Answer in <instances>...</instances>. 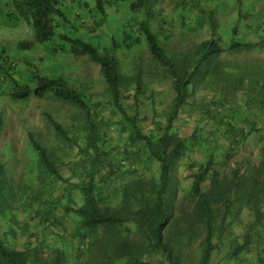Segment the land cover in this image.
I'll list each match as a JSON object with an SVG mask.
<instances>
[{"label":"rangeland","instance_id":"obj_1","mask_svg":"<svg viewBox=\"0 0 264 264\" xmlns=\"http://www.w3.org/2000/svg\"><path fill=\"white\" fill-rule=\"evenodd\" d=\"M130 1L117 0L103 17L92 10L90 0H66L64 10L73 32L93 42L102 54L119 59L125 81L120 105L135 120L136 127L151 135L161 132L167 124L174 97L172 79L152 59L144 40L131 50L122 44V29L138 21L130 10ZM83 2H88L92 9L84 8ZM0 9H5L4 0ZM154 9L157 21L152 30L170 55L182 57L214 36L227 48L234 37L251 46L224 50L220 58L228 66L234 63L241 70L249 67L255 74L242 85L237 84L235 75H222L208 89L203 85L176 115L174 131L179 136L188 137L196 130L202 135L200 144L172 168L177 186L172 201L173 237L172 232L182 229L189 220L194 206L189 195L191 176L207 161L210 151L216 150L215 168L227 178L236 167L246 171L264 163V130L260 138L251 136L230 158L221 138L224 124L229 122L245 129L256 122L264 129V98L259 93L264 80V0H157ZM209 11L213 13V29L207 17ZM7 19L8 15L0 16V54L15 65L1 62L4 66L0 73H11L20 83L28 82L31 70L40 75H62L71 88L90 102L94 130L89 129L86 113L80 107L51 94L13 99L10 79H0V113L4 118L0 163L5 165L10 179L1 195L2 236L11 247L29 254L33 264H109L107 254L103 253L109 245L106 228L100 227L91 239L92 233L81 227L82 218L72 210L82 202L79 188L92 179L102 208L121 213L126 199L135 191L145 189L149 193L150 183L157 178L158 162L151 159L143 143L133 140L135 127L114 105L98 64L86 56L56 51L57 40L47 47L20 51L16 43L32 39L34 29L26 20L18 23L14 17ZM62 29L66 31L67 26ZM249 93L259 95V100L253 101L254 96ZM51 121L59 123L66 133L59 135ZM31 136L46 149L61 179L49 173L31 144ZM203 140L209 144H203ZM261 202L264 213V199ZM67 206H71L70 210ZM249 212L244 207L238 215H229V220L236 224L226 230L209 264L258 263L257 249L264 250V229L257 232L262 238L253 237L246 248L244 236L253 222ZM128 227L120 228L122 239L115 244L118 249L121 242L136 245L144 237L142 229L133 224ZM204 235L200 233L191 242H184L181 264H199ZM128 259L134 258L131 255ZM141 259V264H169L161 255H141Z\"/></svg>","mask_w":264,"mask_h":264},{"label":"trees","instance_id":"obj_2","mask_svg":"<svg viewBox=\"0 0 264 264\" xmlns=\"http://www.w3.org/2000/svg\"><path fill=\"white\" fill-rule=\"evenodd\" d=\"M90 1L94 9L88 2H83L82 6L87 10L92 9L103 17L107 13V8L113 6L117 0ZM65 2L66 0H13L9 15L14 17L15 22L18 23L20 20H26L34 29L33 38L18 41L16 48L24 52L31 51L37 46L47 47L57 40L58 49H55L56 51L77 57L86 56L90 61L98 64L114 105L135 127L133 140L143 143L151 159L158 162L157 178L150 183L149 193L147 194L145 189L135 191L136 193L126 199L125 209L121 213L102 208L103 205L97 197L92 179L88 185L79 188L82 202L79 207H73L72 210L82 218L81 227L92 233L91 239L96 237L100 227L106 228L109 245L108 251L103 253L107 254L105 258L109 264H141V255H161L166 258L169 264H181L184 242H191L200 233L205 235L199 264H209L218 244L222 242L226 230L234 223L229 220V215H238V212H241L244 207L249 209V214L253 218V222L247 227L244 236L246 248L252 243L253 237L261 239V234L257 232L264 229V213L261 210V201L264 199V163L259 167L246 168V171L236 167L232 170L230 178H227L221 176L219 170L215 168L216 150L210 151L207 161L201 164L191 176L189 195L194 201V206L189 213L186 225L182 229L179 228L176 232H172L173 237L177 236V238L173 239L171 236V227L175 223L172 220V201L177 189L171 175L172 168L178 159L186 156L200 144L199 140L202 135L196 130L188 137L179 136L174 131L176 115L203 85L208 89L209 85L218 78L220 79L222 75H235L237 84L240 85L247 78L250 79L255 75L253 69L249 70V67L241 70L234 63L228 66L220 58L224 50L236 51L249 48L251 44L240 42L233 37L227 48H224L220 45V39L214 36L209 40L202 41L192 52L186 53L182 57L172 56L161 45L158 34L152 30L153 24L157 21V11L154 9L157 0H131L129 2L130 10L135 16H138V21L135 24L125 25L122 29L121 42L128 50H131L144 40L152 59L171 77L174 92L171 111L166 118V126L159 133L146 135L136 127L135 120L129 117L120 105L125 81L119 59L108 53L102 54L99 47L93 42L70 29L73 26L65 13ZM141 13L142 17H140ZM207 17L210 28L213 29L215 27L213 13L209 11ZM62 26H67V30H60ZM234 33L235 31H233ZM213 35H216L215 31ZM0 59H2L1 63L8 57L0 54ZM1 67H3L2 64H0L2 70ZM233 69H236L234 74ZM4 75L12 83L11 96L13 99H27L32 94L36 97L51 94L55 99L72 103L85 111V121L89 129L94 130L90 102L80 92L71 88L62 75H40L38 71L31 70L29 80L25 83L17 81L11 73H4ZM251 81L256 80L251 79ZM32 82L35 85L32 86ZM259 88L261 91L259 93L264 98V80ZM249 94L253 95V93ZM253 96V101L259 100V95ZM51 122L59 135L66 133L59 123ZM3 125L4 118L0 113V129ZM224 126L221 138L226 142L225 151L228 158L238 152L239 148L251 136L255 135L260 138L264 130L256 122H252L246 129L240 128L232 122L224 124ZM30 139L33 148L38 153L40 160L46 164L49 173L61 179L57 167L49 161L46 149L35 141L33 136ZM205 140L202 143L208 145L209 143H206ZM89 148H93L92 145ZM9 182L5 165L0 163V214L2 189L9 185ZM137 192L141 194L138 196ZM136 201L139 202L137 207H135ZM70 207L67 206L66 209L70 210ZM129 224L142 229L144 237L140 244L136 245L130 244L129 241L121 242L120 249H118L115 244L122 239L120 228L128 229ZM111 248L113 252L109 250ZM257 251L259 252L257 264H264V250L257 249ZM131 255L134 259L129 260ZM0 264H33V262L25 251L11 247L4 240L0 231Z\"/></svg>","mask_w":264,"mask_h":264},{"label":"crops","instance_id":"obj_3","mask_svg":"<svg viewBox=\"0 0 264 264\" xmlns=\"http://www.w3.org/2000/svg\"><path fill=\"white\" fill-rule=\"evenodd\" d=\"M2 1H3V0H0V3H1ZM10 1H11V0H4L5 9H3V10L0 9V16H1L2 14L5 15V16L8 15V19H7V20L10 19V15H9V13L11 12V9H12V5L10 4ZM2 28H3V26H2ZM0 61H2V59H0ZM2 63L5 65L4 62H2ZM4 65H2V66H4ZM1 71H2V70H1Z\"/></svg>","mask_w":264,"mask_h":264},{"label":"built area","instance_id":"obj_4","mask_svg":"<svg viewBox=\"0 0 264 264\" xmlns=\"http://www.w3.org/2000/svg\"><path fill=\"white\" fill-rule=\"evenodd\" d=\"M3 62H4L6 65L11 66V67H13V66L15 65V63H12L9 59H5ZM0 79H1V80H4V79H5V75H4V73H0Z\"/></svg>","mask_w":264,"mask_h":264}]
</instances>
